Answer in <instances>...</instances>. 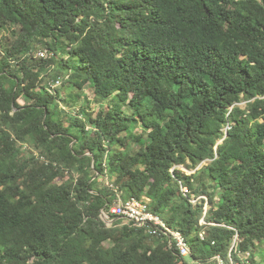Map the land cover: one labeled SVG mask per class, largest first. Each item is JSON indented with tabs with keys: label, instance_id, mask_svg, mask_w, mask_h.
<instances>
[{
	"label": "trees",
	"instance_id": "trees-1",
	"mask_svg": "<svg viewBox=\"0 0 264 264\" xmlns=\"http://www.w3.org/2000/svg\"><path fill=\"white\" fill-rule=\"evenodd\" d=\"M263 242L264 0H0V264H264Z\"/></svg>",
	"mask_w": 264,
	"mask_h": 264
},
{
	"label": "built area",
	"instance_id": "built-area-1",
	"mask_svg": "<svg viewBox=\"0 0 264 264\" xmlns=\"http://www.w3.org/2000/svg\"><path fill=\"white\" fill-rule=\"evenodd\" d=\"M197 200L198 199H193L191 201L195 203ZM148 201V199H138L135 197L124 199L121 196V193L118 192L116 199H114L113 204L110 206V213L125 219V222H132V224L136 227H146L148 233L151 235L159 236L164 234L168 237L169 244L175 246L179 255L187 256L190 249L184 235L179 230L168 226L160 215L149 210ZM207 205L208 203L206 201V209ZM104 214L108 220L106 221L107 224H111V222H109V215L106 212H104ZM200 223H206L204 216L200 219ZM204 235L205 232L201 230L199 232V237L203 239ZM216 258L218 261H221L219 256H216Z\"/></svg>",
	"mask_w": 264,
	"mask_h": 264
},
{
	"label": "rangeland",
	"instance_id": "rangeland-1",
	"mask_svg": "<svg viewBox=\"0 0 264 264\" xmlns=\"http://www.w3.org/2000/svg\"><path fill=\"white\" fill-rule=\"evenodd\" d=\"M83 91H84L83 93H84V95L87 97V99L90 100V101H92V98H93V92H92L91 88H90L88 85H85ZM83 98H84V97H83ZM81 100H82V98H81ZM245 105H246L245 101H243V102H241V103L239 104L240 107H245ZM140 130H141V129L138 128L137 131L139 132ZM206 162H207V161H206ZM180 168H182L186 173H191V172H193V171H190V170H188V169H186V168H184V167H182V166H181ZM67 177H68V176H67ZM67 177L64 178L63 180H66ZM105 181H108V178H106ZM124 198H126V197L124 196ZM148 200H149V199H148ZM261 247L264 248V242H263V244L261 245ZM261 256H262V254L257 253V254L255 255L254 259H256V260H260V259H261Z\"/></svg>",
	"mask_w": 264,
	"mask_h": 264
},
{
	"label": "water",
	"instance_id": "water-1",
	"mask_svg": "<svg viewBox=\"0 0 264 264\" xmlns=\"http://www.w3.org/2000/svg\"><path fill=\"white\" fill-rule=\"evenodd\" d=\"M101 217L104 219V221H108V220L106 219V216H105L103 210H102V213H101ZM112 221H113V220H109V222H112Z\"/></svg>",
	"mask_w": 264,
	"mask_h": 264
}]
</instances>
